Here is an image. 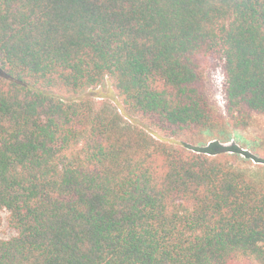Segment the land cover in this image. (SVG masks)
<instances>
[{"label":"trees","instance_id":"obj_1","mask_svg":"<svg viewBox=\"0 0 264 264\" xmlns=\"http://www.w3.org/2000/svg\"><path fill=\"white\" fill-rule=\"evenodd\" d=\"M255 115L264 0H0V264H264Z\"/></svg>","mask_w":264,"mask_h":264},{"label":"rangeland","instance_id":"obj_2","mask_svg":"<svg viewBox=\"0 0 264 264\" xmlns=\"http://www.w3.org/2000/svg\"><path fill=\"white\" fill-rule=\"evenodd\" d=\"M224 77L222 64L217 62L212 65L206 75V92L211 108L219 115L225 116L224 104ZM85 96H92L96 99L103 97L104 99L115 104V95L108 81L100 88L88 92ZM224 147L232 148L235 153H240L241 157L246 160H256L260 157V152H264V116L255 115L251 125L244 131L236 132L232 135L228 143L223 144ZM2 218V226L0 229V237L4 240L14 235L6 222V213L0 211Z\"/></svg>","mask_w":264,"mask_h":264}]
</instances>
